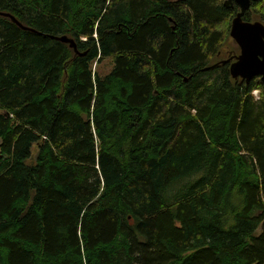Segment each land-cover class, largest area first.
<instances>
[{
  "label": "trees",
  "instance_id": "1",
  "mask_svg": "<svg viewBox=\"0 0 264 264\" xmlns=\"http://www.w3.org/2000/svg\"><path fill=\"white\" fill-rule=\"evenodd\" d=\"M224 1L0 0L30 28L0 14V264H264V80L218 60Z\"/></svg>",
  "mask_w": 264,
  "mask_h": 264
},
{
  "label": "water",
  "instance_id": "2",
  "mask_svg": "<svg viewBox=\"0 0 264 264\" xmlns=\"http://www.w3.org/2000/svg\"><path fill=\"white\" fill-rule=\"evenodd\" d=\"M252 1L257 0H225L224 5L227 8L239 6V11L232 21L230 36L239 47V54L234 61L230 62V72L234 79H244L247 83L256 77L264 80V22L261 20H245V13L251 8ZM1 15L9 16L13 21L19 24L23 29H30L23 25L16 17L8 12L0 11ZM60 41L69 43L78 53L76 40L68 35L54 36ZM223 63L228 62L222 61Z\"/></svg>",
  "mask_w": 264,
  "mask_h": 264
},
{
  "label": "rangeland",
  "instance_id": "3",
  "mask_svg": "<svg viewBox=\"0 0 264 264\" xmlns=\"http://www.w3.org/2000/svg\"><path fill=\"white\" fill-rule=\"evenodd\" d=\"M64 35H66V34H64ZM232 40L233 39H229V41L227 42V39H226L225 46L223 47V53H222V55L220 56V58L218 60H220V61L228 60V59H230V58L233 57V54H236L235 57H234V58H236V56L239 54L238 53V52H240L239 51V47L237 48V46L234 44V42ZM78 54H82L79 51V49H78ZM93 66H94L93 67L94 68V71H96L98 73L100 72L101 75L108 74L111 71V69H112V63H111V61H108V60H104L99 65L94 62ZM259 78H261V77H259ZM253 95H254L255 99L258 100L259 97L261 96L260 90L255 89L253 91ZM36 157H37V149L35 147L34 148V157L32 159V163H35Z\"/></svg>",
  "mask_w": 264,
  "mask_h": 264
},
{
  "label": "flooded vegetation",
  "instance_id": "4",
  "mask_svg": "<svg viewBox=\"0 0 264 264\" xmlns=\"http://www.w3.org/2000/svg\"><path fill=\"white\" fill-rule=\"evenodd\" d=\"M235 57V56H234ZM235 60V58H230V59H228V62H225V63H228V64H230V62L231 61H234ZM224 61H226V60H224ZM257 78V77H256Z\"/></svg>",
  "mask_w": 264,
  "mask_h": 264
}]
</instances>
